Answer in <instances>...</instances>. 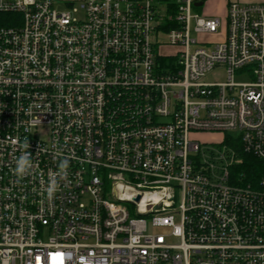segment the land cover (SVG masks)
Masks as SVG:
<instances>
[{
  "label": "built area",
  "instance_id": "built-area-1",
  "mask_svg": "<svg viewBox=\"0 0 264 264\" xmlns=\"http://www.w3.org/2000/svg\"><path fill=\"white\" fill-rule=\"evenodd\" d=\"M206 1L0 0V264H264V0Z\"/></svg>",
  "mask_w": 264,
  "mask_h": 264
},
{
  "label": "rangeland",
  "instance_id": "rangeland-1",
  "mask_svg": "<svg viewBox=\"0 0 264 264\" xmlns=\"http://www.w3.org/2000/svg\"><path fill=\"white\" fill-rule=\"evenodd\" d=\"M252 0H207L202 8L199 10L195 11L199 13L201 16H208V17H219L222 21V29L219 30V34L216 36H211L208 37L207 39L201 37V36H195L198 40H206V41H211V42H216L219 43L222 41L224 37V33L226 32V9H227V4L229 2H238L241 4H248ZM65 7L63 6H58L57 9L60 11H63ZM194 12V13H195ZM160 41L163 43L167 42V37L166 36H161ZM178 52V48L165 45L161 47L160 49V55L162 56H167V55H175ZM228 80L225 69L223 67L220 68H215L214 71H212L207 78L205 79L206 82L208 83H222L226 82ZM235 82L237 83H243L248 81V77H243L241 75H237L234 78ZM198 140H201L203 142H213L217 143L222 140V135L217 134V133H205L201 134L200 136L197 137Z\"/></svg>",
  "mask_w": 264,
  "mask_h": 264
},
{
  "label": "clouds",
  "instance_id": "clouds-1",
  "mask_svg": "<svg viewBox=\"0 0 264 264\" xmlns=\"http://www.w3.org/2000/svg\"><path fill=\"white\" fill-rule=\"evenodd\" d=\"M23 149L24 151L18 157L16 161V166L14 169L15 175L23 178L27 176L31 169H32V159H31V152L28 151L30 148L29 141L23 142ZM68 168H69V161L68 159H63L59 162L57 166V170L55 172H49V180L46 187V193L48 199H53L56 192L60 187V181L65 179L68 175Z\"/></svg>",
  "mask_w": 264,
  "mask_h": 264
},
{
  "label": "trees",
  "instance_id": "trees-1",
  "mask_svg": "<svg viewBox=\"0 0 264 264\" xmlns=\"http://www.w3.org/2000/svg\"><path fill=\"white\" fill-rule=\"evenodd\" d=\"M227 143H230L229 138L227 139ZM262 166V163L255 157L248 156L245 158L243 170L247 174H254L255 172H259L262 169Z\"/></svg>",
  "mask_w": 264,
  "mask_h": 264
},
{
  "label": "water",
  "instance_id": "water-1",
  "mask_svg": "<svg viewBox=\"0 0 264 264\" xmlns=\"http://www.w3.org/2000/svg\"><path fill=\"white\" fill-rule=\"evenodd\" d=\"M198 6H202V4H198ZM138 200H139V199H138ZM138 200H137V201H138Z\"/></svg>",
  "mask_w": 264,
  "mask_h": 264
}]
</instances>
